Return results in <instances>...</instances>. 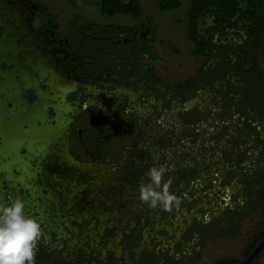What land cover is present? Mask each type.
I'll list each match as a JSON object with an SVG mask.
<instances>
[{"label":"flooded vegetation","instance_id":"obj_1","mask_svg":"<svg viewBox=\"0 0 264 264\" xmlns=\"http://www.w3.org/2000/svg\"><path fill=\"white\" fill-rule=\"evenodd\" d=\"M172 1L0 0V203L36 264H234L264 233L213 255L264 206V0ZM160 165L179 211L139 200Z\"/></svg>","mask_w":264,"mask_h":264},{"label":"clouds","instance_id":"obj_2","mask_svg":"<svg viewBox=\"0 0 264 264\" xmlns=\"http://www.w3.org/2000/svg\"><path fill=\"white\" fill-rule=\"evenodd\" d=\"M170 169L153 166L146 173L149 182L139 187V200L149 208L179 211L182 199L170 191L173 180L164 177ZM20 198L0 203V264H36L39 244L45 238L42 225L25 215Z\"/></svg>","mask_w":264,"mask_h":264},{"label":"rangeland","instance_id":"obj_3","mask_svg":"<svg viewBox=\"0 0 264 264\" xmlns=\"http://www.w3.org/2000/svg\"><path fill=\"white\" fill-rule=\"evenodd\" d=\"M183 2L186 3L187 1L184 0ZM255 218L245 221L239 238L233 240H225L213 245V255H215L216 258L221 259H243L246 255L250 243L256 238V236L261 233L262 229L264 230V206L259 215H257ZM214 262L215 260H213V258H210L209 261L205 264H213ZM251 264H264V251Z\"/></svg>","mask_w":264,"mask_h":264},{"label":"trees","instance_id":"obj_4","mask_svg":"<svg viewBox=\"0 0 264 264\" xmlns=\"http://www.w3.org/2000/svg\"><path fill=\"white\" fill-rule=\"evenodd\" d=\"M211 1V0H210ZM238 0H215L214 4L217 7H230L237 4ZM102 11L108 15L116 14H137L140 11V0H100ZM162 6L165 9H171L174 6L178 5V1L172 0H161ZM264 30V27H263ZM264 239V233L257 238L249 252L247 253L248 257L252 251L260 244ZM227 262H219V264H226Z\"/></svg>","mask_w":264,"mask_h":264},{"label":"water","instance_id":"obj_5","mask_svg":"<svg viewBox=\"0 0 264 264\" xmlns=\"http://www.w3.org/2000/svg\"><path fill=\"white\" fill-rule=\"evenodd\" d=\"M0 173L2 174L4 173V171L1 170ZM263 251H264V239L245 260L234 264H251Z\"/></svg>","mask_w":264,"mask_h":264}]
</instances>
